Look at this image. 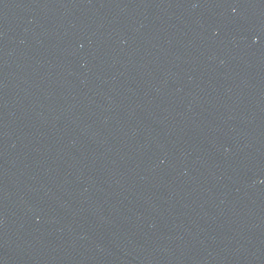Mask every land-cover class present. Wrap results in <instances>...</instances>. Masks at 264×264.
<instances>
[{
	"label": "water",
	"instance_id": "1",
	"mask_svg": "<svg viewBox=\"0 0 264 264\" xmlns=\"http://www.w3.org/2000/svg\"><path fill=\"white\" fill-rule=\"evenodd\" d=\"M0 264H264V0H0Z\"/></svg>",
	"mask_w": 264,
	"mask_h": 264
}]
</instances>
